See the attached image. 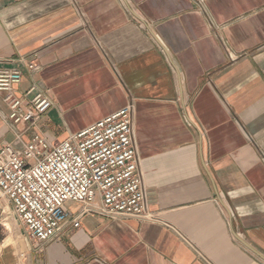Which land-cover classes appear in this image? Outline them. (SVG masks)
<instances>
[{
	"label": "crops",
	"instance_id": "1",
	"mask_svg": "<svg viewBox=\"0 0 264 264\" xmlns=\"http://www.w3.org/2000/svg\"><path fill=\"white\" fill-rule=\"evenodd\" d=\"M0 67L52 102L25 142L131 103L157 218L85 215L42 244L13 215L0 264H264V0H0Z\"/></svg>",
	"mask_w": 264,
	"mask_h": 264
},
{
	"label": "built area",
	"instance_id": "2",
	"mask_svg": "<svg viewBox=\"0 0 264 264\" xmlns=\"http://www.w3.org/2000/svg\"><path fill=\"white\" fill-rule=\"evenodd\" d=\"M28 69L36 72L37 66ZM22 74L0 67V100L7 107L14 141L0 147V197L35 242L57 240L66 227L79 228L85 215L155 221L135 143L131 103L60 144L40 131L22 136L52 107L33 90L17 95ZM80 208L70 213L67 204Z\"/></svg>",
	"mask_w": 264,
	"mask_h": 264
},
{
	"label": "rangeland",
	"instance_id": "3",
	"mask_svg": "<svg viewBox=\"0 0 264 264\" xmlns=\"http://www.w3.org/2000/svg\"><path fill=\"white\" fill-rule=\"evenodd\" d=\"M7 203L8 202L4 198L0 197V232L5 231V227L7 225L10 227L7 229L12 231L13 230L12 227L15 224L11 206H9V204ZM5 217L6 218L8 217L7 221H5Z\"/></svg>",
	"mask_w": 264,
	"mask_h": 264
},
{
	"label": "bare ground",
	"instance_id": "4",
	"mask_svg": "<svg viewBox=\"0 0 264 264\" xmlns=\"http://www.w3.org/2000/svg\"><path fill=\"white\" fill-rule=\"evenodd\" d=\"M6 228H10V227L7 225ZM8 230H9V229H8Z\"/></svg>",
	"mask_w": 264,
	"mask_h": 264
}]
</instances>
